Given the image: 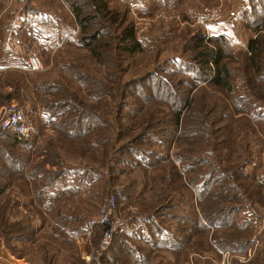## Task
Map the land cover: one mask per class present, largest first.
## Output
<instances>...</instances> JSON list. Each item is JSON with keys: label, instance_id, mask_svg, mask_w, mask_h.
<instances>
[{"label": "rangeland", "instance_id": "374dc122", "mask_svg": "<svg viewBox=\"0 0 264 264\" xmlns=\"http://www.w3.org/2000/svg\"><path fill=\"white\" fill-rule=\"evenodd\" d=\"M105 1L121 25H134L142 51L103 37L109 46L97 58L80 42V26L69 47L26 48L28 15L51 5L73 13L71 0H0L8 46L45 64L40 72L0 69V123L15 103L31 124L22 143L0 130V264H88L102 229L85 245L78 237L113 204L112 217L129 230L93 264H136L125 247L148 248L152 222L166 234L185 229L190 241L153 249L144 264H264V72L247 87L264 0ZM104 20L100 33L118 34ZM215 35L230 44L231 93L196 82L200 38L205 48ZM245 93L247 116L234 109Z\"/></svg>", "mask_w": 264, "mask_h": 264}, {"label": "trees", "instance_id": "16d2710c", "mask_svg": "<svg viewBox=\"0 0 264 264\" xmlns=\"http://www.w3.org/2000/svg\"><path fill=\"white\" fill-rule=\"evenodd\" d=\"M85 3L86 0H84V2L83 0H71V2H69V6L73 11L79 26L81 27L80 42L85 48L89 49L94 56L100 58L104 55V53H106L105 48L109 46L107 45L109 41L103 40V37L111 39L119 37L123 41L122 43L124 46V50L129 54H134L144 49L143 43L136 36L134 25H121L122 20L120 19L119 14L116 15L114 11H111V9H109L108 3L105 0H90L88 7H85ZM89 9L91 11H88ZM105 18H108L111 22L116 24L119 30L117 31L118 34L112 33L108 37L104 33H100L102 31V28H98V25L103 24ZM102 20L104 21L101 22ZM94 26L97 27V29L94 28ZM210 41L212 43V46L203 48L202 44L204 42V37L200 38L201 44H199V46L197 47L199 50L195 59H198L200 65L198 69H202V71L200 73H197L196 82H198L199 84L205 83L207 85H212L214 87H218L224 92L231 93L233 92V85L231 80L233 75L231 69L225 62L227 56V46L230 44L227 40V37L222 35H215L214 37L210 38ZM248 47L251 51V55H249L248 57V65L250 69H253V73L251 75H248L247 87L251 86L253 76H255L257 80V75L261 72H264V36L260 35L256 38H252L249 41ZM101 49L104 50V52L101 51ZM238 98H240L238 100L239 102H237V99L234 100V109H236L235 112L236 114H243L247 116V109L242 108L245 104L240 102L251 100V98L249 97V95H246V93L242 95V97ZM59 104L61 105V103ZM59 108L62 107L59 106ZM64 108L66 107L64 106ZM57 111L58 110H54L53 113H57ZM235 112L233 111V113ZM182 113V110H179L173 115V122L176 124L175 126L177 128L179 125H181V121L183 120ZM228 115L232 117V111ZM75 116V114L69 115L68 122L73 121V118ZM58 127H60V124ZM76 130L80 131L83 134L84 128L79 125ZM204 130H206V133L202 134L201 131H199L198 134L206 135L208 130ZM5 134L18 143H22L24 140H26L19 137L15 132L12 131H7L5 132ZM68 136L73 137L72 134H69ZM178 158L180 157L178 156ZM199 161L198 163L193 161V164H203L201 160ZM204 218L206 221L210 220V217ZM184 230L185 229H181L178 233L171 232L170 234L168 232V234H166L167 232H165L164 229L159 226V224H157L156 222H152L146 235V242L149 243V247H140L138 250H132L129 247H125L130 257L132 256L128 259V261L130 263L133 262L136 264H144L148 262L149 254L153 249L164 247L170 250H176L181 248L184 244L190 241V238L186 236L185 233H183L185 232ZM121 244L124 243L121 241Z\"/></svg>", "mask_w": 264, "mask_h": 264}, {"label": "crops", "instance_id": "0c3cea01", "mask_svg": "<svg viewBox=\"0 0 264 264\" xmlns=\"http://www.w3.org/2000/svg\"><path fill=\"white\" fill-rule=\"evenodd\" d=\"M7 25L8 17H6V14L1 13L0 69H24L26 66L24 55L8 46L11 35H9V38L7 37ZM79 31V24L70 10L51 5L50 9H41L40 12L28 15L22 42L26 48L30 45L31 49L38 48L42 50V48H47L48 50H55L64 44V46L69 47L71 40L76 38ZM12 32L16 33L17 31L13 28ZM13 41L18 42V38L14 37ZM24 47L22 46V48Z\"/></svg>", "mask_w": 264, "mask_h": 264}, {"label": "built area", "instance_id": "2783aa9c", "mask_svg": "<svg viewBox=\"0 0 264 264\" xmlns=\"http://www.w3.org/2000/svg\"><path fill=\"white\" fill-rule=\"evenodd\" d=\"M44 69L45 64L41 57L36 53L30 54L26 61L25 70L27 72H40ZM1 113L2 116H4L3 121L0 123L1 131H12L23 139L29 138L31 124L25 109L19 108L17 104L12 103L11 105L4 107ZM114 209L115 206L113 204L101 218L87 221L84 225V233H81L78 237L81 238V241L85 245L86 240L88 241V238L93 236L97 227L102 229V236L99 244L94 247L91 254L87 256L88 264L100 263L98 258L99 254L110 246L115 235H121L129 230L124 219H121L120 217H112ZM126 242L128 244L130 243L129 240H126Z\"/></svg>", "mask_w": 264, "mask_h": 264}]
</instances>
